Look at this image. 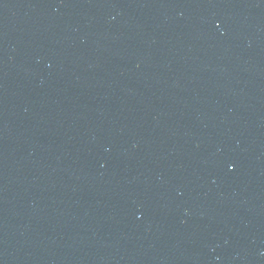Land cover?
I'll use <instances>...</instances> for the list:
<instances>
[{
	"label": "water",
	"instance_id": "1",
	"mask_svg": "<svg viewBox=\"0 0 264 264\" xmlns=\"http://www.w3.org/2000/svg\"><path fill=\"white\" fill-rule=\"evenodd\" d=\"M0 264H264V0H0Z\"/></svg>",
	"mask_w": 264,
	"mask_h": 264
}]
</instances>
